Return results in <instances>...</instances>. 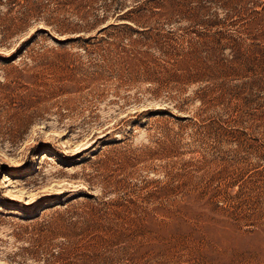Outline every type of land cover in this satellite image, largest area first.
<instances>
[{
	"label": "rangeland",
	"instance_id": "374dc122",
	"mask_svg": "<svg viewBox=\"0 0 264 264\" xmlns=\"http://www.w3.org/2000/svg\"><path fill=\"white\" fill-rule=\"evenodd\" d=\"M0 264H264V0H0Z\"/></svg>",
	"mask_w": 264,
	"mask_h": 264
},
{
	"label": "bare ground",
	"instance_id": "6f19581e",
	"mask_svg": "<svg viewBox=\"0 0 264 264\" xmlns=\"http://www.w3.org/2000/svg\"><path fill=\"white\" fill-rule=\"evenodd\" d=\"M36 168H37V166L36 165H33V167L32 168H29L27 171H24V172H13V174L15 175V174H20V173L31 172V171H33ZM7 181H8V178H7V176H5V179L2 181V183L4 184Z\"/></svg>",
	"mask_w": 264,
	"mask_h": 264
}]
</instances>
